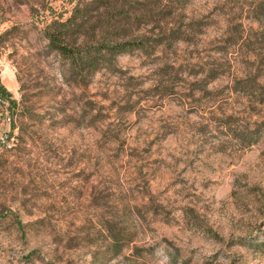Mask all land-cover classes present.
<instances>
[{"label":"rangeland","instance_id":"obj_1","mask_svg":"<svg viewBox=\"0 0 264 264\" xmlns=\"http://www.w3.org/2000/svg\"><path fill=\"white\" fill-rule=\"evenodd\" d=\"M109 1L91 71L0 0V264H264V0Z\"/></svg>","mask_w":264,"mask_h":264},{"label":"trees","instance_id":"obj_2","mask_svg":"<svg viewBox=\"0 0 264 264\" xmlns=\"http://www.w3.org/2000/svg\"><path fill=\"white\" fill-rule=\"evenodd\" d=\"M69 2L73 3L69 15L49 22L46 25L45 37L50 49L70 60L72 65H80L82 70L93 71L103 62L102 59L107 53L116 55L131 47L142 48V39H123L115 42L107 40L105 24L97 26L99 29L96 32V25L93 22L95 17L92 16L94 6L92 7L88 2L83 3V0H69ZM94 3H98L95 6L96 12L102 9L100 13L98 12V17L107 16L113 19L107 9L109 7L116 9L115 5H111L109 0H94ZM4 93V88L0 86V95L3 96Z\"/></svg>","mask_w":264,"mask_h":264},{"label":"built area","instance_id":"obj_3","mask_svg":"<svg viewBox=\"0 0 264 264\" xmlns=\"http://www.w3.org/2000/svg\"><path fill=\"white\" fill-rule=\"evenodd\" d=\"M3 74H4V71H2L0 68V79L2 78ZM3 103H4L3 100L0 98V105ZM4 120H6L7 122H10V118L6 115H4Z\"/></svg>","mask_w":264,"mask_h":264}]
</instances>
